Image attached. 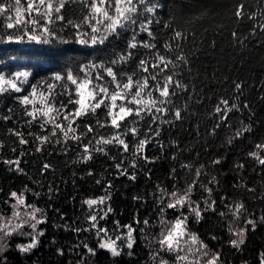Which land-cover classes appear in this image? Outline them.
<instances>
[{
    "label": "trees",
    "instance_id": "1",
    "mask_svg": "<svg viewBox=\"0 0 264 264\" xmlns=\"http://www.w3.org/2000/svg\"><path fill=\"white\" fill-rule=\"evenodd\" d=\"M2 2L8 5L12 0ZM153 3L157 5L153 15L156 23L150 29L155 37L139 32L136 39L140 43L145 40L155 43L153 52L160 50L168 58L182 57L183 60L177 61L178 67L169 65V71L176 73L174 80L184 87L176 88V95L166 105L169 111L160 115L152 130H149L151 117L147 115L143 119L127 117L119 130L114 129L110 126L111 118L106 119V110L101 108L95 115L77 121L82 125L78 134L86 131L83 122L95 125L99 118L105 123L104 127L97 125L82 141L65 143L60 136L59 143L56 137H50V142L41 145L36 136L46 133L39 128V121L26 123L31 117L26 115L25 108L31 109L20 103L23 94L13 90L0 94V215L11 214L14 201L11 193L16 192L24 194L28 204L41 209L45 221L39 226L44 235L37 248L22 254L17 246L27 241L15 238L3 253L7 257L4 264H154L152 245L155 233L161 228L160 219L172 221L176 215L172 209L161 213L160 189L166 188L169 192L174 186L185 189L198 168L201 170L199 181L212 191L209 195L198 185L193 189L192 199L201 208L205 200H215V211H204L199 222L189 214L190 231L210 249L220 252L222 264H260L264 258V222L259 220L264 217V166L249 155L258 152L264 156L255 147L264 145V0H153ZM240 5L244 7L242 18L235 15ZM79 15L76 6L67 11L68 18L74 21ZM6 24V20L0 19V75L25 65L31 72L30 88L38 86L48 90L50 84H55L56 92H63L65 87L74 86L55 81L56 75L72 72L82 76L80 69L86 71L91 65L95 66L90 69L93 74L110 66L122 77L134 73L143 78L149 73L140 71L139 61L154 62L148 49L127 48L132 37L130 31L118 39L110 37V42L105 44L81 46L73 43L72 31L61 28L57 22L51 27L58 35L47 44L10 43L9 33L15 39L22 32L9 30ZM174 31L181 32L183 39L173 40ZM165 42L170 45V51L165 49ZM66 48L77 51L58 54ZM129 51L134 54L127 63L111 64ZM67 99V95L56 96L57 101ZM222 100L236 106L223 122L220 117L224 113L215 111L217 106L224 107ZM177 110L181 112L179 119L175 117ZM6 116L10 119H5ZM125 125L137 129L136 137L130 132L120 137L129 143V151H123L118 143H96L101 136L111 138L117 131L123 133ZM245 126L249 131L236 138L237 130ZM47 127L50 129L51 125ZM13 130L23 132L28 143L20 144ZM89 137L93 138L91 144ZM139 139L147 142L143 152L136 154L135 141ZM85 145L88 153L83 151ZM101 147L104 152L95 151ZM87 155L92 159L85 161ZM217 159L221 162L214 164ZM8 161H19L20 170ZM129 175L135 179H129ZM249 188L255 191H248ZM106 195H110L105 201L106 207L111 206L112 212L100 221L99 227L118 234L127 230L117 228L115 222L119 221L121 226L137 229L133 248L120 257H112L105 250H97L92 256L83 247L87 244L96 248L98 239L95 229L83 231L90 227L87 217L92 214L84 202ZM238 203H243L246 211L235 219L229 208L234 211ZM220 212L226 215L221 216ZM247 218L257 220L255 230L252 225H245ZM144 219L151 226L136 222ZM245 226V243L239 249L231 247L229 241L239 237L229 229L239 231ZM78 228L80 232L76 231Z\"/></svg>",
    "mask_w": 264,
    "mask_h": 264
},
{
    "label": "snow or ice",
    "instance_id": "2",
    "mask_svg": "<svg viewBox=\"0 0 264 264\" xmlns=\"http://www.w3.org/2000/svg\"><path fill=\"white\" fill-rule=\"evenodd\" d=\"M76 6L79 9L80 15L74 19L68 18L67 11ZM14 9V15L13 13ZM157 9V5L153 3V0H12L11 3L5 5L0 0V17H5L8 21L6 28L9 30H19L22 35L13 39L11 33L8 35V41L21 43L26 38L28 41L36 44H47L50 39H55L57 33L51 27L57 22H60L61 28H67L72 31L74 36L73 43L81 46H98L110 42L111 38L118 39L126 31L132 32L131 40L128 42V49H136L139 46L149 50V53L153 55L154 62L150 63L147 59H141L139 61V69L149 75L143 78L136 77L135 74L122 77L120 72L113 67L106 66L98 74L89 76L85 69H80L83 75L74 74L72 72L65 75H56L55 81L66 82L74 87H65L63 92H56V85L50 84L47 94H39V107H32L29 110L25 108V113L28 117H31L30 121H26L27 124H32L39 121L38 126L46 134L44 136H36V139L43 145L46 142H50V137H56V142H60V136L63 137L65 143L68 140L82 141V138L87 136L88 133H92L95 127L98 125L104 127L105 123L97 118L95 125L90 122H83L84 132L77 133V130L81 128V123L77 121H83L84 117H88L90 114L95 115L98 109H105L106 119L110 117V126L119 130L121 128V122L127 117L135 116L140 119L144 118V115L151 117L149 122V130H152V124L155 123L160 115L169 111L166 107L171 103V96L176 95V88H183L184 86L174 80L175 72L169 71V65L173 68L178 67L177 61L183 60L182 57L168 58L162 51L156 50L155 43H150L145 40L142 43L138 42L136 37L139 32H145L149 37L154 38L155 33L150 29V25L156 23L153 19V15ZM244 11L243 5L238 7L235 15L242 18ZM249 18H252L249 16ZM165 27H171L165 25ZM264 28V26H262ZM25 29H27L25 31ZM233 33V36H236ZM183 39V34L179 31L173 32V40L179 41ZM67 43V41H65ZM179 46V45H177ZM165 49L171 50L170 45L165 42ZM77 49L66 48L59 55H66L68 52H74ZM134 53L129 51L126 55L119 56L117 59L111 61V64L115 65L120 62L127 63ZM90 70V69H89ZM167 72V75L162 73ZM29 73L20 72L17 74V79L20 77L27 81ZM7 85L8 87H4ZM63 87V83L61 84ZM237 88L240 85H236ZM9 89L16 93L21 92V88L13 80L5 79L0 76V94L7 92ZM158 93V95H154ZM31 97L25 95L20 98V103L28 106L34 105L35 98L38 93L35 88L32 89ZM57 95H67V101H57ZM120 101V103H117ZM221 104L223 108L217 106L215 111L217 113L223 112L220 117V121L223 122L228 117V112L235 108V105L229 106L227 100H222ZM70 105L74 107H69ZM128 105H135L136 107H129ZM245 107H247L245 105ZM176 118H181V112L177 110L175 112ZM62 118V119H61ZM10 119V117H5ZM65 121L67 123H65ZM51 125V128L47 127ZM220 124L216 125L219 128ZM215 131V129L213 130ZM249 131V127L245 126L243 129H238L236 132V138L243 135L244 132ZM131 133L133 137L137 136L136 128H128L125 125V131L123 133L117 131L111 138H104L101 136L96 140L100 145H111L118 143L122 146L123 151H129V143L125 142V139L120 138L122 135L126 136ZM12 134L19 137L20 144L28 143L23 138L24 133L19 130H13ZM29 134H32L29 132ZM159 135L158 132L155 133ZM92 137H89V144L92 143ZM147 139H139L135 141V153L140 154L143 152ZM264 152V145L257 144L255 146ZM40 150L39 148L37 149ZM84 153L89 152L87 145L84 146ZM95 151L104 152V149L96 148ZM249 155L256 160L259 164L264 166V156H261L258 152H251ZM85 161L92 159L91 155L84 157ZM145 159H147L145 157ZM219 159L213 161L214 164H219ZM7 163L15 164L17 170L19 169V161H8ZM135 167V164L132 165ZM48 165H45L47 168ZM118 169L120 164L116 166ZM183 167L188 168L189 165ZM243 167V165H239ZM175 171V169H173ZM91 175V173H89ZM121 174H127L122 172ZM201 170L198 168L195 172V178L187 187L183 190L173 188L171 192L166 188L160 189L159 202L162 204L161 213L163 214L166 209L175 210V219L169 221L161 218V232L157 237V243L159 247L152 254L154 264H222L221 255L219 251H213L209 246L201 240L196 233H193L188 228L189 214L195 216L196 221L199 222L203 216L204 211H215V200H205L204 208H201L200 204L192 199L193 189L198 185L204 188L209 195H211V188H208L206 184L199 181ZM129 179H135L134 175H129ZM215 179V177H213ZM99 183V181H97ZM211 183V181H209ZM110 186V185H109ZM248 191H255L249 188ZM11 198L15 200L13 205V217L16 223L12 222V217L5 219L0 215V233H3L5 237H10L13 234L18 236L27 237L29 242L26 244L18 245V251L22 254H28L33 249H36L40 243L39 237L44 235L42 230H38V225L43 224L45 221L43 218H38V213L42 210L34 205L27 204L23 194L18 195L16 192L11 193ZM110 199V195L102 196L98 199H88L86 203L91 211L87 217L89 221V228L83 229V231H90L96 229L97 247L91 248L87 244L83 247L86 249L87 254L95 256L97 250H105L110 253L112 257H120L124 247L132 249L136 240L133 233L137 231L131 225L119 224L116 221L117 228H127L126 234L117 235L116 239L112 238L109 234V230L103 226L98 227L99 220H105L109 213L112 212L111 206L104 209H94L95 205H104L105 201ZM225 207H229L225 205ZM23 209L24 219H21V211ZM31 209V211H28ZM229 211L235 219H239L241 214L246 211L243 203H238L234 206V211L229 208ZM221 216L226 215L224 212L219 213ZM264 222V217L259 218ZM138 224L142 223L146 226L149 225V220L136 221ZM245 225H252V230H255L257 220L253 218H247ZM241 228L239 231L229 229L232 235L238 236V240H230L231 247L239 249L242 244L245 243V233L247 227ZM25 227L31 229V231H23ZM80 232L81 229H76ZM143 231V229H141ZM103 234V235H101ZM216 239V237H213ZM117 241H123L122 244ZM4 248L7 247L8 241L0 242ZM63 255V252H60ZM171 257V262L166 258V255ZM128 255H132L131 252ZM7 257L3 256L0 251V264H4ZM260 264H264V258L260 259Z\"/></svg>",
    "mask_w": 264,
    "mask_h": 264
},
{
    "label": "rangeland",
    "instance_id": "3",
    "mask_svg": "<svg viewBox=\"0 0 264 264\" xmlns=\"http://www.w3.org/2000/svg\"><path fill=\"white\" fill-rule=\"evenodd\" d=\"M13 15H14V9H13V13H12ZM0 19H3V20H6L7 21V19L5 18V17H0ZM7 23H8V21H7ZM27 29H25V31H26ZM21 43H29V44H34L33 42H30V41H28L26 38L23 40V42H21ZM95 66H93V65H91V66H89L87 69H86V71L88 72V74H89V76H92L93 75V73L92 72H90V70L89 69H92V68H94ZM20 72H27V73H29V76H28V79H27V81H24V78L23 77H20L19 79H17L16 77H17V74L18 73H20ZM30 75H31V72L29 71V70H27L26 69V67H25V65H24V68H21V69H19V70H16V71H11V72H7V73H3V74H1L0 76H3L5 79H8V80H13L16 84H17V86L18 87H20L21 88V92L20 93H22L23 95L21 96V98L23 97V96H25V95H29L30 96V98H32L31 97V92H32V89L33 88H35L36 90H37V93H38V95H37V97L35 98V103H34V105H28V107H30V109L32 108V107H39L40 106V104H39V94L40 93H44V94H47V92H48V90L47 89H43V88H41V87H38V86H31V88L30 87H28L29 85H30ZM4 87H8L7 85H5ZM29 88V89H28ZM11 89H9L8 91H10ZM117 103H120V101H118ZM129 107H136L135 105H128ZM62 119V118H61ZM65 123H67L66 121H65ZM18 195H20V194H18ZM23 196H24V198H25V200H26V196L23 194ZM15 200L13 201V203H12V207H13V205H15ZM26 203H27V201H26ZM28 204V203H27ZM93 208L94 209H104V210H106L107 209V207H106V203L104 204V205H95V206H93ZM13 208H12V212H11V214L10 215H2L5 219H7V218H9V217H12V222L13 223H16V220H15V218L13 217ZM20 211H21V213H22V215H21V219H24L25 217H24V214H23V209H20ZM28 211H31V209H28ZM38 215V218H43L44 219V213L41 211L40 213H38L37 214ZM100 221H102V220H99V223H100ZM39 226H40V224L38 225V230H40V228H39ZM98 227H99V224H98ZM189 228V227H188ZM96 230V229H95ZM23 231H31V229L30 228H28V227H25V229H23ZM160 232H161V228L158 230V232H156L155 233V242L153 241V245H152V247H153V253L155 252V250L159 247V245H158V243H157V237L159 236V234H160ZM127 233V230H125V231H123V232H121V233H113V232H111V231H109V234L110 235H112V238L113 239H116V236L117 235H121V234H126ZM101 235H103V234H101ZM133 236H134V233H133ZM15 238H22V239H25L27 242L26 243H28L29 242V239L27 238V237H22V236H18V235H16V234H13L12 236H10V237H5L4 235H3V233H0V242H3V241H8V245H7V247L6 248H4V246H3V244L2 243H0V251H2V253H4L5 251H6V249L9 247V244L15 239ZM39 239H40V237H39ZM26 243H23V244H26ZM117 243H118V245L119 244H122L123 243V241H117ZM20 245H22V244H20ZM127 250H129V249H127L126 247H124L123 248V250H122V253H124V252H126ZM166 255V254H165ZM166 258L167 259H169L170 260V262H171V257H168L167 255H166Z\"/></svg>",
    "mask_w": 264,
    "mask_h": 264
}]
</instances>
